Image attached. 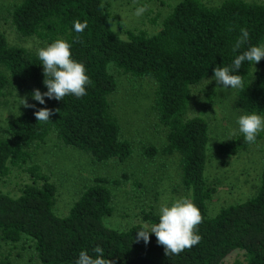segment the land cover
Listing matches in <instances>:
<instances>
[{"label": "trees", "instance_id": "16d2710c", "mask_svg": "<svg viewBox=\"0 0 264 264\" xmlns=\"http://www.w3.org/2000/svg\"><path fill=\"white\" fill-rule=\"evenodd\" d=\"M2 4L0 22L8 21L20 39H35L45 46L58 38L71 42L73 57L84 63L92 83L82 98L46 99L45 105H39L31 93L47 91L41 62L34 51L11 44L0 25V103L11 89L30 84L28 104L36 105L14 113L6 136L0 138V183L12 168L25 169L30 180L17 197L0 190V246L29 245L40 264H75L80 251L95 256L97 246L112 264H223L236 252L242 254L244 264H264V164L253 197L210 217L207 206L217 192L206 176L210 123L203 116L188 117L193 88L212 78L216 67L230 66L249 46L264 43V3L224 0L213 7L201 0H181L157 33L129 30L126 38L113 29L106 0ZM75 21L87 22L83 32L73 30ZM241 28L248 30L249 39L233 52ZM252 69L245 62L239 71L244 83L237 90L236 107L244 114H264V72L252 74ZM112 71L148 78L155 84L152 110L166 131L165 146L161 151L152 145L143 147L141 153L150 160L176 156L180 185L203 218L197 226L200 242L179 254L166 255L155 235L148 244L137 240L136 232L145 223L157 222L153 210L142 211V222L124 229L108 224L114 216L113 188L120 181L99 176L77 187L68 194L67 215L57 216L61 185L35 161L36 153L31 151L54 135L61 147L86 154L94 166L125 163L134 150L123 139L120 122L111 112L108 98L119 85ZM43 107L52 112L46 123L34 115ZM253 145L237 133L220 142L216 153L228 160ZM67 185L66 181V189ZM1 264L11 261L7 257Z\"/></svg>", "mask_w": 264, "mask_h": 264}, {"label": "rangeland", "instance_id": "374dc122", "mask_svg": "<svg viewBox=\"0 0 264 264\" xmlns=\"http://www.w3.org/2000/svg\"><path fill=\"white\" fill-rule=\"evenodd\" d=\"M4 4L17 0H0ZM181 0H106L111 14L113 29L126 38L125 32L146 31L155 34L161 28L163 19L173 6ZM208 6L217 7L224 0H201ZM264 3V0H247ZM143 4L148 11L142 17L134 15L135 9ZM1 29L11 44L23 46L37 54V50L46 47L35 39H20L8 21L1 19ZM110 68V67H109ZM256 72H264V59L255 65ZM254 68L252 74L256 73ZM119 82L117 91L109 96L111 112L122 128V137L128 140L134 154L125 162L110 161L102 166L91 164L86 154L73 149H64L50 135L47 143L39 148H32L36 153L35 161L53 179L61 185L56 204V214L65 217L68 212V194L78 187L86 186L99 176L110 181H120V186L113 188L114 216L108 220L111 227L124 229L135 223H141L142 211L153 210L158 214L161 204L171 203L174 199L187 196L180 185V167L176 156H158L154 160L145 158L141 149L155 146L161 151L165 146L166 131L158 123L152 110L155 84L151 79H135L131 76L112 71ZM212 78L206 79L192 89V103L189 116L199 115L208 118L210 123V142L206 176L214 185L216 193L208 203V214L214 216L220 209L242 203L254 196L264 164L263 139L248 150L230 159H223L216 153L220 142L226 141L239 133L237 118L243 115L236 107L237 90H224ZM27 85V84H26ZM30 84L11 89L0 103V138L6 136L7 123L13 114L24 108L19 106V99L27 98ZM210 97V99H209ZM125 175L127 179H123ZM70 183L65 186V182ZM30 183L25 169L12 168L9 175L0 183V190L13 197L20 194L23 186ZM66 212V213H65ZM106 221V220H105ZM145 225H148L145 223ZM9 258L11 264H40L29 245H1L0 264ZM223 264H244L241 253H233Z\"/></svg>", "mask_w": 264, "mask_h": 264}, {"label": "clouds", "instance_id": "9594fccd", "mask_svg": "<svg viewBox=\"0 0 264 264\" xmlns=\"http://www.w3.org/2000/svg\"><path fill=\"white\" fill-rule=\"evenodd\" d=\"M148 11V5L143 4L135 9L134 15L142 17ZM87 27V22L75 21L73 30L81 33ZM249 39V32L246 28L240 29V37L233 47L237 52L241 45ZM40 66L43 68L45 77L43 84L47 91L33 90L31 98L39 105H45L46 99L62 101L66 96H74L79 99L86 96L87 88L91 85V79L83 62L76 60L72 53V43L66 39L58 38L46 47L37 50ZM264 59V43L249 46L242 53L235 56L230 66H218L214 69L212 80L218 85H223L224 90H237L243 87V78L239 74L242 65L248 62L256 72L255 65ZM111 67V65H109ZM19 106L36 108V105H29L27 98L19 99ZM38 122H49L52 112L47 107L40 108L34 112ZM238 131L244 137L247 144H255L261 133H264V114L250 112L240 115L237 118ZM202 215L199 208L190 197L174 199L170 204H161L158 209V220L155 223L145 225L136 232L137 240L145 244L150 242V237L155 235L158 245L165 249L166 255H176L185 249L197 245L201 236L197 226L202 222ZM95 256L89 255L87 250L79 252L75 264H112L104 256V251L97 246L93 249Z\"/></svg>", "mask_w": 264, "mask_h": 264}]
</instances>
